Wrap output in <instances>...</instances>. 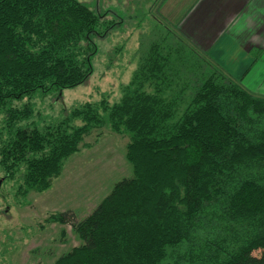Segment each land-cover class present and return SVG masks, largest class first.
Masks as SVG:
<instances>
[{
  "label": "trees",
  "instance_id": "obj_1",
  "mask_svg": "<svg viewBox=\"0 0 264 264\" xmlns=\"http://www.w3.org/2000/svg\"><path fill=\"white\" fill-rule=\"evenodd\" d=\"M102 18L81 0H0V110L10 132L0 167L5 180L24 169L18 194L47 190L93 129L130 135L132 175L85 218L68 210L46 219L82 241L55 264H264V96L181 30L159 32L114 104L87 101L57 124L15 126L33 108L14 101L88 81Z\"/></svg>",
  "mask_w": 264,
  "mask_h": 264
},
{
  "label": "rangeland",
  "instance_id": "obj_2",
  "mask_svg": "<svg viewBox=\"0 0 264 264\" xmlns=\"http://www.w3.org/2000/svg\"><path fill=\"white\" fill-rule=\"evenodd\" d=\"M81 1L88 2L103 16L97 30L104 34L96 38L98 48L92 58L90 78L86 83L63 89L58 94L38 91L14 101L17 105L30 103L33 108V114L15 126L44 128L57 124L73 107L87 101L106 99L114 104L135 72L140 56L148 52L160 37V31L165 33L170 28L176 32L181 30L182 24L183 35L202 50L198 42H218L216 36L221 27H215V15L224 14L225 19L228 14L225 8L214 7L215 0H202L201 3L200 0ZM225 43L223 38L222 50H227L225 58L231 62L229 58L237 57L234 43L230 44L231 48ZM235 60L242 62L241 57ZM234 66L232 71L222 68L245 86L244 65ZM189 83L193 86L194 79ZM260 92L264 95V82ZM71 123L79 125L81 121ZM5 126V113L0 110L2 141L10 136L9 128ZM129 142L127 132H115L109 124L93 129L80 143L78 151L64 161L61 174L52 185L45 191H29L26 196L18 194L24 169L13 179L5 180V171L0 167V264H55L61 255L79 246L82 241L70 224L48 223L46 219L52 213L68 210L75 212L77 219L88 216L117 182L132 175L133 166L126 158Z\"/></svg>",
  "mask_w": 264,
  "mask_h": 264
},
{
  "label": "crops",
  "instance_id": "obj_3",
  "mask_svg": "<svg viewBox=\"0 0 264 264\" xmlns=\"http://www.w3.org/2000/svg\"><path fill=\"white\" fill-rule=\"evenodd\" d=\"M215 2L217 3L215 8H225L228 14L224 19V14L217 16L214 13L215 27H221L216 36L218 42L206 44L200 41V43L198 42L199 47L210 52L211 56L226 70L232 71L235 67L234 64L240 67L242 63L244 65V87L254 94L264 96L260 92L264 82V23H261L264 21V0H215ZM211 5L213 7L214 4ZM243 17H248V19L245 21L242 19ZM180 27L183 32L184 26L181 24ZM224 33L226 36L223 37ZM222 37L226 39L225 46L227 48H231L230 44L234 43L235 56L241 57L242 62H237L235 60L237 57L229 58L232 60L231 62L226 60L227 50H222ZM261 52L262 56L259 55ZM258 55L259 60H257ZM230 57L232 56L230 55Z\"/></svg>",
  "mask_w": 264,
  "mask_h": 264
},
{
  "label": "clouds",
  "instance_id": "obj_4",
  "mask_svg": "<svg viewBox=\"0 0 264 264\" xmlns=\"http://www.w3.org/2000/svg\"><path fill=\"white\" fill-rule=\"evenodd\" d=\"M242 19L246 21L248 19V17H243ZM261 23H264V21H262ZM242 27H243V25H242Z\"/></svg>",
  "mask_w": 264,
  "mask_h": 264
},
{
  "label": "snow or ice",
  "instance_id": "obj_5",
  "mask_svg": "<svg viewBox=\"0 0 264 264\" xmlns=\"http://www.w3.org/2000/svg\"><path fill=\"white\" fill-rule=\"evenodd\" d=\"M196 23H199V21H197Z\"/></svg>",
  "mask_w": 264,
  "mask_h": 264
},
{
  "label": "water",
  "instance_id": "obj_6",
  "mask_svg": "<svg viewBox=\"0 0 264 264\" xmlns=\"http://www.w3.org/2000/svg\"><path fill=\"white\" fill-rule=\"evenodd\" d=\"M0 185H1V181H0Z\"/></svg>",
  "mask_w": 264,
  "mask_h": 264
}]
</instances>
